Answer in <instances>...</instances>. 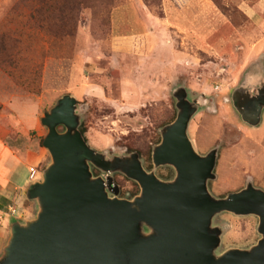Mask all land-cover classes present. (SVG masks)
Instances as JSON below:
<instances>
[{
  "label": "rangeland",
  "instance_id": "rangeland-1",
  "mask_svg": "<svg viewBox=\"0 0 264 264\" xmlns=\"http://www.w3.org/2000/svg\"><path fill=\"white\" fill-rule=\"evenodd\" d=\"M250 71L264 73V0H0V109L26 102L41 122L72 94L91 147L109 155L137 151L152 170L160 130L177 115L172 88L184 84L191 99H207L188 133L201 154L219 145L217 178L209 182L214 196L249 179L264 189V112L262 123L250 126L231 100ZM41 131H33L46 154L40 177L51 162L42 144L48 129ZM156 174L173 178L175 171L161 166ZM114 179L120 195L139 193L124 174ZM258 223L254 215H217L214 224L227 225L219 252L254 245Z\"/></svg>",
  "mask_w": 264,
  "mask_h": 264
},
{
  "label": "water",
  "instance_id": "water-1",
  "mask_svg": "<svg viewBox=\"0 0 264 264\" xmlns=\"http://www.w3.org/2000/svg\"><path fill=\"white\" fill-rule=\"evenodd\" d=\"M171 94L177 115L160 130L152 170L137 151L109 155L91 147L74 95L64 94L44 112L41 124L48 132L42 144L51 162L26 190L35 216L11 223L0 264H264V189L249 179L240 190L212 194L219 145L201 154L188 133L207 99H191L184 84ZM231 100L245 123L259 126L264 73L246 72ZM161 166L172 167L174 177H159ZM115 173L135 181L139 193L120 198ZM224 212L257 216L259 240L219 252L227 225L214 220Z\"/></svg>",
  "mask_w": 264,
  "mask_h": 264
},
{
  "label": "crops",
  "instance_id": "crops-1",
  "mask_svg": "<svg viewBox=\"0 0 264 264\" xmlns=\"http://www.w3.org/2000/svg\"><path fill=\"white\" fill-rule=\"evenodd\" d=\"M139 36L143 34L135 37ZM123 47V36H120L115 39L114 55H123ZM21 104H10V108L4 105L0 109V255L9 239L11 223L32 216L35 203L26 196V190L33 182L30 168L40 170L46 155L33 135L35 130L42 135L40 118L36 117V110L29 112V103ZM28 114L32 115L29 121L25 120Z\"/></svg>",
  "mask_w": 264,
  "mask_h": 264
},
{
  "label": "built area",
  "instance_id": "built-area-1",
  "mask_svg": "<svg viewBox=\"0 0 264 264\" xmlns=\"http://www.w3.org/2000/svg\"><path fill=\"white\" fill-rule=\"evenodd\" d=\"M39 178H40L39 171L35 167H31L30 168V179H31V181H34V180L39 179Z\"/></svg>",
  "mask_w": 264,
  "mask_h": 264
},
{
  "label": "flooded vegetation",
  "instance_id": "flooded-vegetation-1",
  "mask_svg": "<svg viewBox=\"0 0 264 264\" xmlns=\"http://www.w3.org/2000/svg\"><path fill=\"white\" fill-rule=\"evenodd\" d=\"M254 127V126H253ZM256 127V126H255ZM94 173H95V175H97V176H99V175H101V171L99 170V169H97V168H94ZM105 176V175H104ZM171 177H169V178H166V179H170ZM172 179V178H171ZM241 189V188H240ZM120 194H121V192H120ZM119 194V197L120 198H123L124 196L123 195H120ZM129 198H131V196H129Z\"/></svg>",
  "mask_w": 264,
  "mask_h": 264
},
{
  "label": "trees",
  "instance_id": "trees-1",
  "mask_svg": "<svg viewBox=\"0 0 264 264\" xmlns=\"http://www.w3.org/2000/svg\"><path fill=\"white\" fill-rule=\"evenodd\" d=\"M81 131H82L83 134H85L86 133V128L84 126H81Z\"/></svg>",
  "mask_w": 264,
  "mask_h": 264
}]
</instances>
